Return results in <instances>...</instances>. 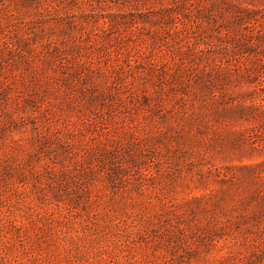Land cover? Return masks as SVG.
Here are the masks:
<instances>
[{"label": "rangeland", "instance_id": "rangeland-1", "mask_svg": "<svg viewBox=\"0 0 264 264\" xmlns=\"http://www.w3.org/2000/svg\"><path fill=\"white\" fill-rule=\"evenodd\" d=\"M0 264H264V0H0Z\"/></svg>", "mask_w": 264, "mask_h": 264}]
</instances>
